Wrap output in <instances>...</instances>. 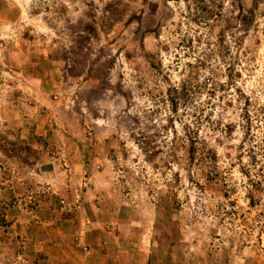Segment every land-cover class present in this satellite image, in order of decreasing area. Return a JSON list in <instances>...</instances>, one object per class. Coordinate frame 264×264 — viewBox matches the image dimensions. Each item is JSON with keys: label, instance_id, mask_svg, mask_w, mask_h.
Wrapping results in <instances>:
<instances>
[{"label": "rangeland", "instance_id": "obj_1", "mask_svg": "<svg viewBox=\"0 0 264 264\" xmlns=\"http://www.w3.org/2000/svg\"><path fill=\"white\" fill-rule=\"evenodd\" d=\"M92 224L264 258V0H0V264Z\"/></svg>", "mask_w": 264, "mask_h": 264}, {"label": "crops", "instance_id": "obj_2", "mask_svg": "<svg viewBox=\"0 0 264 264\" xmlns=\"http://www.w3.org/2000/svg\"><path fill=\"white\" fill-rule=\"evenodd\" d=\"M99 227L92 224L86 231L80 227L70 229L68 242L59 239L61 228L57 227L55 234L50 232L57 241L39 240L41 249L49 254L46 264H149L151 249L147 243H130L110 231L104 237ZM252 264H264V258Z\"/></svg>", "mask_w": 264, "mask_h": 264}, {"label": "built area", "instance_id": "obj_3", "mask_svg": "<svg viewBox=\"0 0 264 264\" xmlns=\"http://www.w3.org/2000/svg\"><path fill=\"white\" fill-rule=\"evenodd\" d=\"M263 229H264V225H263Z\"/></svg>", "mask_w": 264, "mask_h": 264}, {"label": "trees", "instance_id": "obj_4", "mask_svg": "<svg viewBox=\"0 0 264 264\" xmlns=\"http://www.w3.org/2000/svg\"><path fill=\"white\" fill-rule=\"evenodd\" d=\"M3 222L5 223V221L3 220Z\"/></svg>", "mask_w": 264, "mask_h": 264}]
</instances>
